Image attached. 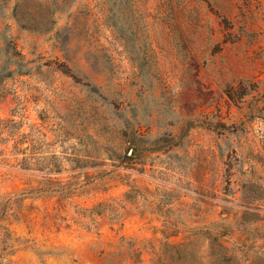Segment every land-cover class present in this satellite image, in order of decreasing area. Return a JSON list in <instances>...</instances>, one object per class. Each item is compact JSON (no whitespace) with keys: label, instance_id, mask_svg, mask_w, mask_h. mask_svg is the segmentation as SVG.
<instances>
[{"label":"rangeland","instance_id":"rangeland-1","mask_svg":"<svg viewBox=\"0 0 264 264\" xmlns=\"http://www.w3.org/2000/svg\"><path fill=\"white\" fill-rule=\"evenodd\" d=\"M0 264H264V0H0Z\"/></svg>","mask_w":264,"mask_h":264},{"label":"trees","instance_id":"trees-1","mask_svg":"<svg viewBox=\"0 0 264 264\" xmlns=\"http://www.w3.org/2000/svg\"><path fill=\"white\" fill-rule=\"evenodd\" d=\"M7 70H8V64H7V61L6 62L4 61V65L0 70V90L2 88L4 80L7 79L8 75L10 74V73H6V72H9Z\"/></svg>","mask_w":264,"mask_h":264}]
</instances>
